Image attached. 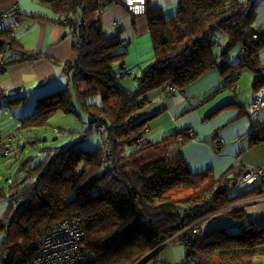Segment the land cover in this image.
<instances>
[{
	"label": "trees",
	"instance_id": "obj_1",
	"mask_svg": "<svg viewBox=\"0 0 264 264\" xmlns=\"http://www.w3.org/2000/svg\"><path fill=\"white\" fill-rule=\"evenodd\" d=\"M40 1L54 14L51 21L70 28L77 59L66 65L68 84L41 96L38 110L21 120L19 129L29 144L39 146L42 156L37 162L35 156L20 160L8 194L0 187V197L11 203L0 219V264L31 262L44 229L73 214L80 216L85 229L81 247L91 257L86 264H171L159 261L157 251L168 241L185 245L187 264H264V219L255 221L246 211L250 201L264 195V182L235 193V183L246 170L243 165L231 166L220 176L213 169L192 172L180 151L190 131L175 132L163 143L147 142V125L157 114L140 117L150 101L149 92L168 86L182 91L213 69L229 72L230 78L204 101L235 86L245 69L256 74L254 90L264 88V25L254 23L256 0H181L170 19L147 1L144 15L154 62L133 94L119 87L112 75L116 64L123 67L126 56L119 49L121 28L110 35L102 25V10L110 5L126 7L125 0ZM76 31L83 35L79 42ZM237 46L239 60L231 64L229 54ZM8 49L22 56L9 64L27 57L54 61L20 47L12 29L0 31V54ZM3 97L0 90V106L5 104ZM93 97L101 101L90 102ZM20 98L10 101L14 104ZM75 99L91 117V129L84 133L97 130L101 144L94 149L42 145L48 138L38 129L49 126L58 111L78 116ZM171 139L181 142L178 149H167ZM260 141L264 128L254 142ZM206 224L212 228L206 230Z\"/></svg>",
	"mask_w": 264,
	"mask_h": 264
},
{
	"label": "crops",
	"instance_id": "obj_2",
	"mask_svg": "<svg viewBox=\"0 0 264 264\" xmlns=\"http://www.w3.org/2000/svg\"><path fill=\"white\" fill-rule=\"evenodd\" d=\"M147 1L151 8L161 9L166 19L176 16L181 2ZM13 5L19 6L20 11L16 17L21 21L20 26L12 29L16 42L26 50L44 53L54 59L27 57L16 64H9L10 61L21 58V53L8 49L0 54V90L6 97H3L2 104L8 99L22 96L14 105L18 104L16 107L20 108L32 107L36 106L41 96L62 89L68 84L69 73L66 65L75 62L77 53L73 47L74 38L70 28L51 21L54 14L40 0H0V11ZM12 18L14 16L10 17ZM102 25L110 35L118 27L121 28L122 44L119 49L126 52L123 65L131 73L118 79L117 84L127 93H136L140 78L154 62L147 17L135 15L122 5H110L103 12ZM257 25L263 26L264 22ZM236 48L240 53V46ZM261 56V69L264 72V48ZM238 60L236 54L228 58L231 64H236ZM119 65L120 63L116 64L115 68ZM220 71H208L183 91L176 90L170 94L162 88L153 90L147 94L149 103L141 110L140 117L143 118L157 114L147 125L144 134L147 142L163 143L169 135L181 130L194 133L193 137L180 146L183 157L194 173L213 169L216 176H220L231 166L243 165L247 168L264 164V141L254 142L264 128V108L255 118L248 114V105L255 97L256 90L252 82L256 74L249 69L243 70L235 86L224 89L211 100L204 101L210 93L223 86L227 74H230ZM242 83L245 86L249 84L252 89L246 96V101ZM2 136L0 133V139L6 142ZM217 138L225 140V144L219 148L213 143ZM167 141V147L172 150L178 149L181 143L174 139ZM10 207V202L0 198V219L6 216ZM246 211L255 221L264 219V195L249 202ZM205 226L206 230L212 228L211 224Z\"/></svg>",
	"mask_w": 264,
	"mask_h": 264
},
{
	"label": "rangeland",
	"instance_id": "obj_3",
	"mask_svg": "<svg viewBox=\"0 0 264 264\" xmlns=\"http://www.w3.org/2000/svg\"><path fill=\"white\" fill-rule=\"evenodd\" d=\"M255 12L256 17L254 23L257 25L259 22H264V0H256ZM238 53V48L233 49L230 53L231 55L229 54V58L236 54V60H238ZM246 73L247 72H245V74ZM243 89L244 97H246L250 90H252L250 85L248 84L245 86V83H242V91ZM247 99L248 97H246L244 101ZM89 101L99 103L101 98L93 97L90 98ZM17 105L12 104L9 99L4 105L0 106V133L3 135L2 137L7 140L6 142H8L9 145L13 144L16 147V150L10 152L8 156L2 159L0 158V187L4 189L6 194H8L9 181L18 177L20 160L26 156H35V162H37L42 156V151L38 148L39 146L29 144L27 142L28 139L26 138L27 134L19 129L22 118L37 111L39 107L32 106L20 108L16 107ZM75 105L78 111V116L75 113L66 114L62 111H58L49 119V126L38 129V134L48 138V141L42 145H62L64 143L65 146H70L71 144H78L79 146L88 149H94L101 144L102 134L97 130H94L86 136L84 132L91 129V117L82 109L80 102L76 99ZM61 128L66 129V131L61 130ZM69 130L78 132L71 133ZM137 148H139V146L128 148V151L130 152ZM248 185L249 184H242L241 181L238 184L235 183L234 192L238 193L246 190L249 187ZM227 229L234 231L236 228ZM169 242L170 241H168V243ZM185 256L186 247L182 243H170L158 251L159 261H165L171 264L180 263Z\"/></svg>",
	"mask_w": 264,
	"mask_h": 264
},
{
	"label": "built area",
	"instance_id": "obj_4",
	"mask_svg": "<svg viewBox=\"0 0 264 264\" xmlns=\"http://www.w3.org/2000/svg\"><path fill=\"white\" fill-rule=\"evenodd\" d=\"M125 5L127 9L135 15H143L147 11V0H125ZM105 9L106 8L102 11L104 12ZM18 12V5H13L6 10L0 11V31L15 29L21 25L20 19L16 17ZM11 16H14V18L10 19ZM71 18L72 15H69V19ZM74 36L78 42L81 41L83 37L80 31L74 32ZM120 65L118 68H114L115 71L112 73L116 80L131 73L129 68ZM227 78L230 77L228 76ZM167 90L171 94L175 93L177 89L174 86H168ZM263 107L264 88H261L257 90L254 99L248 105V113L251 117L255 118ZM105 127V124L100 125L101 130H105ZM189 136L193 137L194 133L190 131ZM181 139L184 140L182 136ZM224 144L225 140L223 138H217L214 141V146L216 148ZM167 149L169 148L167 147ZM13 150V145H9L8 142L0 139V158ZM241 182L243 184L264 182V164L247 167L241 177ZM193 225L194 224L183 227L178 234L185 232ZM84 237L85 229L79 215L73 214L68 218L62 219L44 229L42 238L37 244L35 254L28 264H86L91 260V257L84 252L81 247ZM189 259L190 257L186 256L184 262L179 264H187Z\"/></svg>",
	"mask_w": 264,
	"mask_h": 264
},
{
	"label": "clouds",
	"instance_id": "obj_5",
	"mask_svg": "<svg viewBox=\"0 0 264 264\" xmlns=\"http://www.w3.org/2000/svg\"><path fill=\"white\" fill-rule=\"evenodd\" d=\"M127 10H128V9H127ZM19 11H20V10H19ZM128 11H129V10H128ZM129 12H130V11H129ZM18 13H19V12H18ZM131 13H132V12H131ZM133 14H134V13H133ZM143 15H144V14H143ZM258 26H261V25H258ZM228 76H229V75H227L225 79H227ZM177 90H178V89H177ZM182 91H183V90H182ZM256 92H257V91H256ZM256 92H255V94H256ZM253 99H254V98H253ZM250 103H251V102H250ZM250 103H249V104H250ZM261 110H262V109H261ZM248 114H249V113H248ZM258 115H259V114H258Z\"/></svg>",
	"mask_w": 264,
	"mask_h": 264
},
{
	"label": "water",
	"instance_id": "obj_6",
	"mask_svg": "<svg viewBox=\"0 0 264 264\" xmlns=\"http://www.w3.org/2000/svg\"><path fill=\"white\" fill-rule=\"evenodd\" d=\"M251 202V201H250ZM168 242L164 243L163 245H161L160 247H158L157 251H159L162 247H164Z\"/></svg>",
	"mask_w": 264,
	"mask_h": 264
}]
</instances>
